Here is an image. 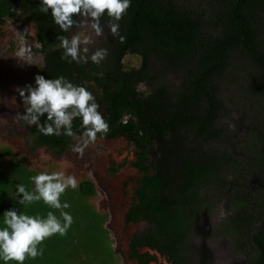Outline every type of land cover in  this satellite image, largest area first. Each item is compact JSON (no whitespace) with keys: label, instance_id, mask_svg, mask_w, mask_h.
<instances>
[{"label":"trees","instance_id":"16d2710c","mask_svg":"<svg viewBox=\"0 0 264 264\" xmlns=\"http://www.w3.org/2000/svg\"><path fill=\"white\" fill-rule=\"evenodd\" d=\"M38 5L39 0H0V27L5 24V18L34 23L38 27L41 52L47 60L51 56L52 61L63 63L56 36L64 33L53 23L50 14L40 13ZM101 19L107 23L106 16ZM119 23L120 34L125 39L121 43L113 37L114 46L109 57L111 69L101 64L99 70L106 75L103 80L108 95L106 105L110 115H114L107 120L114 133L103 138L126 137L127 132H131L126 138L136 145L139 158V163L134 166L144 175L126 220L128 223L144 221L149 224V229L132 238L130 258L137 264L155 262L157 258L150 253H139L140 249L147 248L172 264H188L186 254L192 237L190 221L199 210H205V197L201 191L212 184L213 179L197 166L202 155L200 149L204 150V145L198 147V143L206 145L226 139L214 126L218 114L224 110L217 82H226L229 88L255 98L254 105L263 123L258 124L253 116L247 125L249 138L243 151L252 167L260 166L259 162L264 165V0H132ZM128 53L137 56L140 63L137 69L125 72L124 67L128 66L122 62ZM153 63L160 65L163 75H173L180 82L179 86L173 90L165 79L152 77ZM52 64L48 76L55 70L56 76L61 75L60 71H68L63 64L59 69ZM45 74L47 76L46 71ZM140 82H147L148 87L154 88L144 100L138 96L135 87ZM111 83H115L116 89H108ZM124 113L133 116L137 123L119 124L118 118ZM176 114L177 120L172 119ZM43 121L44 117H41ZM76 123L79 125L78 120ZM77 125H73V129ZM177 125L180 129L188 125L192 127L196 155L183 178L177 180L170 175L165 182L161 162L156 160L153 147ZM32 134L38 140L37 147L49 146L58 153L69 142L66 136L41 135L36 127ZM235 145L237 148L224 156L228 170L238 167L237 151L234 150L238 149V144ZM209 154L214 159L217 157L212 150ZM246 175L251 176L252 172L248 169ZM175 180L179 181V187L173 185ZM233 181L225 183V188L231 191L230 200L234 206L229 208L233 214L226 220V232L239 236L240 228L252 229L260 223L250 232L252 247L248 248L252 250L251 259L241 264H264V192L258 197L251 187L233 192ZM259 183L263 184L264 190V179ZM165 185L169 195L163 194ZM79 190L85 198L94 195L91 183H82ZM12 207L22 210L19 205H3L0 213ZM200 259V264H208L203 256Z\"/></svg>","mask_w":264,"mask_h":264},{"label":"flooded vegetation","instance_id":"af4514ba","mask_svg":"<svg viewBox=\"0 0 264 264\" xmlns=\"http://www.w3.org/2000/svg\"><path fill=\"white\" fill-rule=\"evenodd\" d=\"M18 13H22V10L17 9ZM25 18V17H24ZM78 19V17H77ZM10 20H17V18L10 19L5 18V24ZM101 26L104 28L103 35L102 36H95L94 33H92L91 29L85 26L84 28H77L73 27L70 32L64 33V35L71 36V34L82 31L85 32V34L91 35V39L94 41V43H91L88 45L90 51H94L96 48H107L108 49V55L105 58L104 61L101 62L103 66H106V69H111V63L112 61L109 60L110 54L113 50V44L114 39L112 34L110 33L109 29L106 27V23L104 20L101 19ZM4 24V25H5ZM22 24L24 25L23 21L18 22V26L15 24L16 29L13 36L9 38V42H14L16 47V54L14 56H9L10 59V67L11 71L9 76L3 80L0 84H2L3 92L0 94V127L6 128H12L14 130L15 135H17L19 138H22V144L25 148V152H27L28 157L31 158L34 162L33 169L31 168L30 162H27V165L29 168L35 172H51L54 171L49 170L45 171L48 168L54 166L55 164H58L60 166V162H68L73 161L76 168V173L74 174L76 177L81 176L83 179H81L78 188L80 185L84 182L91 183L94 188V195L95 191L98 189V187L101 190L108 191L111 189L110 185V177L117 175L120 171L123 170V166L125 164L127 165V171L129 173V170H132L134 172V175H136V181L135 186L132 188L129 192L128 189L126 190V185H124V192L129 197L128 206H126L127 211L124 217L125 225L127 226H137L138 224H146L149 229V224H147L144 221H140L138 223H131L127 222L126 216L129 213L130 209L132 208V203L135 198V195L139 189V182L143 178V173L139 171L134 165L139 163V158L137 157V147L136 145L131 142L127 136L130 135L131 132H127V136L124 135L117 136L115 138H103L99 134H97V139L94 142L89 143L86 147H84L83 153H77L72 150L74 146H83V140L81 139V133L82 129H80L79 125H77L76 121H73V125H77L78 127L74 129L76 135L74 137H69L68 145L65 147V149L58 153L54 149H52L49 146H39L38 140H35V137L33 136L32 132L35 126H28L20 117L25 112V104L23 103V100L20 96L19 90L24 88L27 84L34 83V77L37 74H45V71L47 73L48 78H54L56 77V70L53 72V74H50L48 76L51 68L53 67L52 62L54 65H56V69L60 68V65H64L65 70L68 69V71H60V74L66 76L68 79L72 80L74 83H88L91 85V90L93 91L94 95H97V102L100 104V111L102 114L106 117V119H110L111 116L109 113V107L106 105V101L108 99V95L106 93V86L103 84L105 81L104 78H106V75L102 70H99V66L91 62L87 64H76V63H67L63 60V63L59 61L58 63L56 61H52L51 56L49 57V60H47V56L41 52L42 47L38 44L37 39V33H38V27L34 23H26V25L31 24L35 28V38H34V44L27 43V39L25 38L26 33H28V29L23 30ZM2 27V26H1ZM29 34V33H28ZM30 35V34H29ZM30 38H33L30 35ZM9 46L10 43H8ZM6 50V48H4ZM61 50V49H60ZM39 53L40 58L35 57V55ZM130 54V53H128ZM127 54V55H128ZM126 55V57H127ZM131 55V54H130ZM52 61V62H51ZM125 65V60L122 62ZM33 64L34 67L38 68L36 71L33 70L31 73H26V71L29 69V65ZM126 66V65H125ZM85 68L84 71L81 69ZM93 67H96L98 69L92 70ZM156 67L158 69H156ZM134 67H124V71L127 72L130 69H133ZM136 67L135 69H137ZM150 74L154 78L157 79H165L168 82V77H175L171 74L163 75L162 70L160 68L159 64H155L153 67H151ZM104 80V81H103ZM177 80V79H175ZM178 81V80H177ZM147 85V82H144ZM170 83L172 89L174 90L179 86V81L177 82V85L174 83ZM136 87V86H135ZM109 90L116 89L115 83H111L109 85ZM150 87L147 86V94L142 92H137L139 97L147 98L151 94ZM8 104L7 108H3V104ZM218 119L215 121V128L222 131L223 135L226 132V129H224L225 125L223 124L224 120L222 119V113L218 114ZM176 117H172V119H176ZM177 120V119H176ZM135 122L137 123V120L133 118V116H130L128 114H122L120 118H118V123L127 125L129 122ZM224 125V127L222 126ZM247 131V126H245ZM3 131V130H0ZM6 131V130H5ZM8 132V131H7ZM13 132V131H12ZM114 130H109L107 135L113 134ZM63 135L59 136L60 138ZM26 142H28L26 144ZM198 147H201V145H204V150L202 148L200 149L202 152V155L198 158L197 166H199L201 169H204L207 176H211L213 179L212 184H209L208 186H205L202 191L201 195L205 197L204 200V209L196 213V216L191 219V234L192 237L190 239V247L186 254V259L189 260L188 264L192 261L193 254H197V263L200 264V257L203 256L207 260L208 264H211V252H213V257L215 259V264H225L224 261L221 259L224 258V252H226V245L223 242V234H226L227 232H220L222 234L221 237L217 238L216 236L212 237V242H205L206 236H210V230H208V226L205 228H200V225H197L199 222V214L203 213L205 216L204 221L206 222V219L209 217L208 213L210 212V208L213 206L211 203L212 198H214V191L216 190L218 195L214 198L216 200V204H221L222 202V194L223 192L227 191V201H226V208L227 212L230 214L229 216H232L233 212L230 207L233 209V205H231L230 200V194L231 191L228 190V188H225L226 181L234 180L231 183V189L233 192L239 191L242 192L245 187H251L252 192L258 196L263 195L264 190L262 189L261 183H259L262 179H264V165H262V162H259L260 166L252 167L249 159H247L246 153L243 151L246 146L242 143V149H240V146L238 149H234L237 151V157L238 160V167L227 169L225 166L224 156L228 153L227 149V141H215V142H209L208 144H203L202 142L198 143ZM247 144V142H246ZM1 147V146H0ZM196 141H195V135L193 132V129L190 125L188 126H182L181 129L179 128V125L174 127V130L171 132L169 131L168 134L165 137H161V139L155 144L153 147L156 152V160L161 162V168L163 170V179L166 182V180H169L167 177L171 178L170 175H172V178H175L179 180V178H183L185 171H187L188 164L194 159L196 155ZM233 148L230 150L232 151ZM211 150L216 154V158H212V156L209 154L211 153ZM24 153L17 152L16 155L19 157L25 156ZM49 157L46 160H43V158ZM152 156V152L151 155ZM153 158V157H151ZM112 162V163H111ZM41 164V167H40ZM201 165V166H200ZM74 168L73 166L71 169ZM42 169V170H41ZM71 169L69 171L68 167L63 166V168L56 169V170H63L66 174H71ZM250 170L252 172V175H246V171ZM93 170L92 176L90 178H86L84 176V172ZM101 170L105 171V177H99V173ZM257 171V173H256ZM72 175V174H71ZM79 176V177H80ZM246 177V178H245ZM120 178V177H119ZM243 179L246 180L245 183L241 182ZM97 182V184L94 182ZM248 180H250L248 182ZM176 181V180H175ZM170 182V181H169ZM95 185H94V184ZM179 181L173 183V185H177L179 187ZM169 187L171 186L170 183H168ZM98 186V187H97ZM177 187V190H178ZM113 190V189H112ZM163 194L169 195V190L166 189V185L162 188ZM93 195V196H94ZM215 205V204H214ZM196 210V209H195ZM228 218V217H227ZM260 226V223H258ZM258 226V227H259ZM257 227V228H258ZM146 229V230H147ZM145 230V231H146ZM115 232V229H114ZM144 232V231H143ZM141 232V233H143ZM140 233V234H141ZM195 233H197L195 235ZM139 235V234H136ZM135 235L132 236V238ZM211 237V236H210ZM131 238V240H132ZM233 238V237H232ZM218 239V240H217ZM197 243H201L202 250L197 251L193 248V246H196ZM131 244V241H130ZM205 245L207 246V251H205ZM148 250L147 248H142L139 250L140 254H145L142 251ZM150 251V250H148ZM156 252V251H152ZM160 257H162L165 261H167L169 264H172L167 260V258L160 255L158 252H156ZM154 256V255H153ZM223 256V257H222ZM129 257H130V245H129ZM221 257V258H220ZM130 260H132L130 258ZM134 261V260H132ZM213 261V260H212ZM136 264L137 262L134 261ZM152 264V263H151Z\"/></svg>","mask_w":264,"mask_h":264},{"label":"rangeland","instance_id":"374dc122","mask_svg":"<svg viewBox=\"0 0 264 264\" xmlns=\"http://www.w3.org/2000/svg\"><path fill=\"white\" fill-rule=\"evenodd\" d=\"M18 22L17 20H10L0 27V83L9 76L11 71L9 56L16 54V47L14 42H9V38L15 33V24L18 26ZM21 27L23 30L28 29V33L33 37L30 38V35L26 33L25 38L27 39V43L34 44L35 28L33 25H26L24 23ZM35 57L40 58V54L37 53ZM139 63L140 59L135 55L128 54L125 58V65L130 68L138 67ZM154 65L155 63L152 66ZM28 68L26 71L27 74L35 70L36 67L30 64ZM37 70L38 68H36ZM168 82L177 85L178 81L173 79V77H168ZM217 88L224 104V110L222 112L223 124L225 125L224 129H226L224 133L226 139L224 140L227 143L230 140L227 149L230 151L231 148H237L235 143L242 149L241 144L246 145V139L249 138L245 131V126L252 122L253 116L257 118L258 124L261 125L263 123L258 108L254 105L256 104L255 98L248 93H241L235 88H229L226 82L224 84L223 81L217 82ZM1 92H3L2 84H0V94ZM7 106L9 105L3 104V108H7ZM0 130H3L0 131V207L3 205L17 207L19 205L22 211H25L27 214H39L40 216L46 215L50 210L56 211L49 209L43 202L35 203L27 208L18 203L19 197L16 194V186L23 184L26 189L33 187L29 178L38 174V172L31 170L27 165V162H30L31 168L33 169L35 161L29 158L27 152H25L22 138L15 135L12 128L5 127L4 129V127H0ZM17 152L24 153L23 155L25 156L19 157L16 155ZM47 158L49 157L44 156L43 160ZM127 165L125 166L124 164L122 171L110 177L111 189L108 191L101 190L97 186L98 189L95 191V195L90 198H85L80 193L79 188L75 190L67 189L62 194L61 201L66 200L70 205L65 211L69 212L73 217L71 226L65 235L60 236L56 234L43 241V256H39L34 260L26 259L24 264H136L129 257L130 241L133 235L140 234L148 226L146 224L127 226L123 223L127 211L126 206L130 204V202L128 203L129 197L125 193L131 192L130 190L134 188L137 178L132 170H129L128 173ZM60 166L55 164L45 171L60 169L63 166L64 168L65 166L68 167L70 171L73 166L74 168L71 169V174L74 175L76 173L75 164L71 160L68 162H60ZM92 173L93 170L86 171L84 172V176L90 178ZM104 173L105 171L101 170L99 177L106 178ZM79 176L76 178L80 183L83 178ZM95 183L97 184V182ZM126 184H128L126 186V190L128 189V191L124 192V185ZM213 193L215 198L218 193L216 190ZM227 196V191L223 192L222 202L218 205L216 204V200L212 198L211 203L213 206L209 210V217L206 219V222L204 221L205 216L203 213L199 214L200 220L197 225H200V228L208 226V230L211 233V237H204L205 242H212V239H214L212 237L216 236L219 238L222 236L220 232L227 231L226 220L230 215L227 212L228 208H226ZM56 214L58 215V212ZM258 226L259 224L257 223L253 228L256 229ZM253 228H240L241 230H238L239 236L238 234H232V232L223 234L225 237L222 240L226 245V252H224V258L221 260L225 264H241L251 259L252 250L249 248L252 247V244L249 238ZM243 245H247V247L245 248ZM205 247V251L208 252L206 245ZM193 248L196 252L201 251L202 245L201 243H197ZM142 252L150 253L157 258L152 264H169L156 252L148 250H143ZM211 255L213 260H211V264H215L213 252H211ZM9 264H16V262L11 261ZM190 264H198L196 253L193 254Z\"/></svg>","mask_w":264,"mask_h":264},{"label":"clouds","instance_id":"9594fccd","mask_svg":"<svg viewBox=\"0 0 264 264\" xmlns=\"http://www.w3.org/2000/svg\"><path fill=\"white\" fill-rule=\"evenodd\" d=\"M132 0H39V11L51 15L53 23L61 33H68L75 26H87L95 36L103 35L101 18L107 17L106 27L114 38L123 43L120 21L127 14ZM78 17V19H77ZM58 48L62 49L61 60L67 63L100 65L108 55L107 48L90 51L88 45L94 43L91 35L77 31L71 36H56ZM136 91L147 94V85L140 82ZM25 112L20 117L28 126H35L44 136L76 135L73 121H79L82 129L83 146H74V152L83 153L84 147L109 132L106 117L100 111L97 95L88 83H74L64 75L48 78L43 74L34 77V83L19 90ZM41 117H44L43 123ZM33 187L26 189L23 184L16 186L18 203L25 208L43 202L49 209L46 215H30L15 207L6 209L0 215V264H24L26 259L34 260L43 256V241L59 234L63 236L73 222L72 215L65 211L69 203L61 201L67 189H77L79 182L75 175L63 170L39 172L31 176ZM58 212V215L56 214ZM39 246V247H38Z\"/></svg>","mask_w":264,"mask_h":264}]
</instances>
